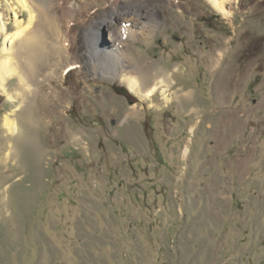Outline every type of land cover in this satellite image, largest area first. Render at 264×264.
Segmentation results:
<instances>
[{
    "label": "rangeland",
    "instance_id": "374dc122",
    "mask_svg": "<svg viewBox=\"0 0 264 264\" xmlns=\"http://www.w3.org/2000/svg\"><path fill=\"white\" fill-rule=\"evenodd\" d=\"M142 1L152 36L113 75L89 59L114 21L88 28L122 0H28L46 56L15 42L0 89V264H264V0Z\"/></svg>",
    "mask_w": 264,
    "mask_h": 264
},
{
    "label": "bare ground",
    "instance_id": "6f19581e",
    "mask_svg": "<svg viewBox=\"0 0 264 264\" xmlns=\"http://www.w3.org/2000/svg\"><path fill=\"white\" fill-rule=\"evenodd\" d=\"M209 1L223 15H229L226 10L227 0ZM19 3L20 6L25 10H28L29 8V11H31V15L28 19L27 24L22 25V22L18 21V14L16 10L13 9L12 12L14 13V19L16 20L17 30L9 35H7V24L4 20V15L0 13V32L6 34L3 43L4 46L0 54V89L4 90L6 79L12 75L19 74L17 69V63L14 60V55L16 54L14 51L13 44L15 42L19 41L21 43L20 50L22 51L23 56L28 58L29 61L31 60L33 64L35 62V65H37L38 62H40L46 56L45 40L44 38H42V34H39V15L36 16V11L35 9H31L28 0H19ZM74 8L75 7L73 5L69 7L70 11L75 13ZM149 15L150 12L148 11V8L146 6V1L144 2L142 0H122V2L111 3L110 9L107 10L99 19L93 22L92 25L88 28V34H92L93 32L95 33L93 34L95 35L94 37H96L98 32L101 31V28H104L106 26L107 20L114 21V24L110 26V32L111 37L117 46L115 48L108 49L103 43L102 47L100 46V44L99 48H96L93 53L91 52L92 56L89 59V64L94 68L95 71L98 69V71L103 74L113 75H117L119 72H123L126 62L131 60L129 59V57H127V53H125V51L123 50V43L121 42V40L123 39L120 40V38L125 35H142L143 37L152 36V29L150 26H148V21L146 22L145 20L146 18H148ZM63 49L64 48L62 47V50ZM33 69L35 72L36 67L34 66ZM134 74L135 73L131 72L127 74L128 76H126L125 78L128 84V88L133 93H136L141 98H149L157 92V84L148 88L145 91L142 90L139 78ZM35 78L31 77V80L27 81L22 76H20L22 84L28 87H32V84H30V82L34 81ZM162 83L164 82L162 81ZM5 126L11 133H15L18 130L17 121L11 115L6 116Z\"/></svg>",
    "mask_w": 264,
    "mask_h": 264
},
{
    "label": "trees",
    "instance_id": "16d2710c",
    "mask_svg": "<svg viewBox=\"0 0 264 264\" xmlns=\"http://www.w3.org/2000/svg\"><path fill=\"white\" fill-rule=\"evenodd\" d=\"M117 91H118V92H121V93L124 92V90H121V89H119V90H117Z\"/></svg>",
    "mask_w": 264,
    "mask_h": 264
}]
</instances>
